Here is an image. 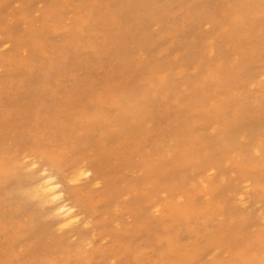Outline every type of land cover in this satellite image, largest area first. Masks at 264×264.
Instances as JSON below:
<instances>
[{
  "label": "rangeland",
  "instance_id": "374dc122",
  "mask_svg": "<svg viewBox=\"0 0 264 264\" xmlns=\"http://www.w3.org/2000/svg\"><path fill=\"white\" fill-rule=\"evenodd\" d=\"M0 264H264V0H0Z\"/></svg>",
  "mask_w": 264,
  "mask_h": 264
},
{
  "label": "bare ground",
  "instance_id": "6f19581e",
  "mask_svg": "<svg viewBox=\"0 0 264 264\" xmlns=\"http://www.w3.org/2000/svg\"><path fill=\"white\" fill-rule=\"evenodd\" d=\"M124 110L125 109H121L120 111ZM125 111L133 115L132 117H136L139 115V111H136V107L134 104H130ZM90 175L91 174L89 169L78 167L76 168L74 175L71 177V181L76 182L81 180V178H86L87 180L89 179ZM56 180L51 175L42 172L36 181L35 188H33V191H31V193L33 194L34 192V195L40 200V202L50 204L51 215L60 228L70 227L74 223L78 222L77 216L79 212L74 211V206H79L80 211L87 210L88 206L84 205L82 201L77 197L75 198L74 205L67 203L63 196L64 188L59 185L60 182ZM193 254L194 253H188L187 256L191 257Z\"/></svg>",
  "mask_w": 264,
  "mask_h": 264
}]
</instances>
